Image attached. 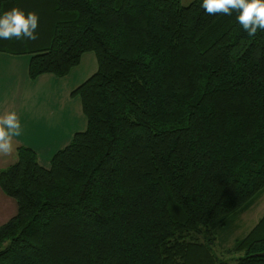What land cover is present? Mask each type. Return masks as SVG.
Here are the masks:
<instances>
[{"label": "trees", "instance_id": "trees-1", "mask_svg": "<svg viewBox=\"0 0 264 264\" xmlns=\"http://www.w3.org/2000/svg\"><path fill=\"white\" fill-rule=\"evenodd\" d=\"M202 0H0L39 16L29 76H67L87 119L42 166L20 145L0 171L17 213L0 264H264V214L221 260L218 227L264 193V31L249 37ZM200 235H204L201 239Z\"/></svg>", "mask_w": 264, "mask_h": 264}, {"label": "rangeland", "instance_id": "rangeland-1", "mask_svg": "<svg viewBox=\"0 0 264 264\" xmlns=\"http://www.w3.org/2000/svg\"><path fill=\"white\" fill-rule=\"evenodd\" d=\"M193 0H181L183 5H188ZM27 57H31L30 54H22ZM98 62L97 57L94 52H87L81 59V62L78 66L73 68L71 73L68 76L59 77L54 74L58 78L56 83H52V89L47 93L48 89L45 87L46 84L39 86L41 87V101L38 107L33 109L31 112H25L26 118L33 117L39 123H44L45 121H52L55 123L53 127L57 132L56 139L54 141L51 133L49 135L50 144L47 147L43 140H40L37 136H31L28 133L23 134L24 139L28 141H24L26 144L29 142L31 137L34 139L31 141L36 147V153L38 156L39 163L44 167H50L51 159L53 155L63 148L60 144L62 142L63 134L66 132L67 125L69 122V118L71 116L72 120H70L71 124L74 125L76 121H78L77 127L73 129L75 132L77 130H84L86 128L87 119L82 111V103L79 96H70L67 93V96L64 95V92L61 88H68L69 86L75 87L74 84H80L84 82L87 78H89L93 73L97 71ZM34 85H37L34 83ZM76 88V87H75ZM46 92V93H45ZM51 113V114H50ZM31 114V115H30ZM80 126V127H78ZM29 136V137H28ZM28 138V139H27ZM62 146V147H61ZM17 158V157H16ZM13 159V157H12ZM10 161V160H9ZM4 159L1 164H6L9 162ZM6 200V201H4ZM254 204V203H253ZM18 207L17 202L14 198L7 196L0 190V223L6 221L10 216H13L17 213ZM264 214V196L258 198L256 203L251 206L249 209L244 212H236L232 214L226 225L223 227H218L214 231L216 232L217 241L215 245L212 246L214 253L221 260L230 261L232 259L231 254L228 252L235 241L237 239L243 238L260 220V218ZM204 235H200V238L203 239Z\"/></svg>", "mask_w": 264, "mask_h": 264}, {"label": "crops", "instance_id": "crops-1", "mask_svg": "<svg viewBox=\"0 0 264 264\" xmlns=\"http://www.w3.org/2000/svg\"><path fill=\"white\" fill-rule=\"evenodd\" d=\"M85 54L86 53H84L83 56ZM29 61H30L29 57L22 54L20 55H13L8 53L0 54V115L8 111L14 110L17 112L19 116V120L22 125L24 135L25 133H28L31 136L35 135L38 138H40V140L46 142L47 140H49V135L51 133V136H53L55 141L58 131L52 130L54 129L53 127L55 126V123L52 122L53 120L45 121L42 124L34 120L33 117L31 116L30 118H26L25 112L26 111L31 112L33 109L39 106L41 101V87L39 86V84L41 85L46 84L47 86L45 88L48 89L47 93H49V91L52 89L50 82L56 83L58 81V78L52 74H44L36 79H31L28 72ZM34 83H36L37 85H34ZM80 84H74V85H76L75 87H77ZM75 87L69 86L68 88H66L64 86V88L61 89L64 92L65 96H67V93L65 92L67 91L68 95L72 97L74 96L72 95V91L75 89ZM69 119L72 120L71 116ZM70 120L68 123H66L68 129L63 134L62 142L60 143L63 147H65L67 144L70 143V141L73 138V135L75 134V130L73 128L77 127L78 125V121H76L74 125H72ZM86 127H87V123H86ZM23 134L19 137L14 138V144H15L14 153L11 156L0 157V171L16 161L17 148L20 145H25L31 147L32 149H36L34 144L31 142L34 139V137H31L29 139V142L26 144L24 141H28V140L24 139L25 136L23 137ZM49 144H50L49 141L45 143L47 147L49 146ZM4 159L10 161L7 162L6 164H1ZM262 196H264V193L259 198H261ZM256 201L254 202V204L256 203ZM11 217L12 216H10L8 219H10ZM6 221L0 223V225L5 223Z\"/></svg>", "mask_w": 264, "mask_h": 264}, {"label": "clouds", "instance_id": "clouds-1", "mask_svg": "<svg viewBox=\"0 0 264 264\" xmlns=\"http://www.w3.org/2000/svg\"><path fill=\"white\" fill-rule=\"evenodd\" d=\"M201 7L209 15L230 16L235 11L238 13V23L249 37H254L258 31H264V0H202ZM38 22L39 16L36 12L25 14L19 7H13L0 15V39L35 41L38 39ZM22 134L23 128L16 111L0 115V157L14 153V138Z\"/></svg>", "mask_w": 264, "mask_h": 264}, {"label": "water", "instance_id": "water-1", "mask_svg": "<svg viewBox=\"0 0 264 264\" xmlns=\"http://www.w3.org/2000/svg\"><path fill=\"white\" fill-rule=\"evenodd\" d=\"M262 254H264V253H260V254H258V255H262Z\"/></svg>", "mask_w": 264, "mask_h": 264}]
</instances>
